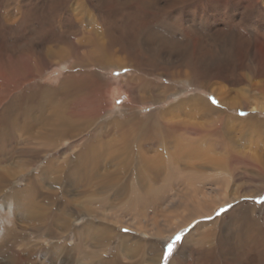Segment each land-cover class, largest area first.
<instances>
[{
  "label": "rangeland",
  "instance_id": "obj_1",
  "mask_svg": "<svg viewBox=\"0 0 264 264\" xmlns=\"http://www.w3.org/2000/svg\"><path fill=\"white\" fill-rule=\"evenodd\" d=\"M4 1L0 0V51L14 61L20 60L22 66L18 73L11 72L6 78L0 75V111L33 90L56 89L66 76H92L101 85L94 95L101 107L95 109L99 115L90 131L106 126L113 130L108 139L115 140L118 128L131 130L137 143L144 142L146 159L155 162L156 172L148 181L147 197L158 199V205L147 211L149 219L101 222L111 229L107 242L101 250L84 242L85 252L107 255L118 247L122 264H164L163 247L179 235L181 239L168 264H198L199 252H212L217 244L233 249L250 230H257L264 240V203L256 202L264 197V173L260 172L264 168V0H182L176 4L173 0H22V19L18 18L17 0L2 6ZM7 16H11L9 22L3 19ZM106 29L115 33L120 42L114 44L110 58L115 65L101 67L88 60V38L105 45ZM196 39L202 51L207 49L205 66L219 67L217 75L207 81L196 75L197 63L184 64L185 57L195 49ZM121 47L136 51L138 57L129 58ZM142 82L157 86L143 90L138 87ZM116 92L119 94L114 105ZM214 93L219 94L225 109L219 106ZM193 97H200L217 111L208 113L199 103L195 111L186 104ZM92 98L93 95L89 101L79 102L77 112L92 115ZM112 122H119V126L110 125ZM251 125L258 128L253 130ZM33 134H37L35 129ZM68 138L55 139V143H51L54 139L44 143L27 142L20 135L16 138L12 146L30 150L33 164L20 166L27 157L16 154L0 164V172L8 170L13 174L7 178L8 187L0 188L1 216L12 208L11 204H2V199L34 182L29 178L43 179L40 186H35L43 193L56 190L52 185L54 168L48 163L52 160L59 165L72 154L69 148L77 139L72 142ZM177 149L198 153L197 159L184 160L186 165L196 167H186L183 161L179 166L172 164V154ZM106 165L100 172L113 174L114 184L132 182L136 186L131 179L132 167L121 170V164ZM95 188L83 193L81 189H69L60 196L74 205L75 210L68 213L71 218H67L70 233H63L62 239L43 237L29 244L50 250L53 243L65 242V252L74 254L75 243L86 235L83 227L100 223L84 209L104 214L92 201L102 199L121 205L128 199L125 193L116 196V190L99 193ZM34 198L38 201L40 197ZM224 201L227 203L220 205ZM195 213L211 214L172 233ZM12 222L18 235L29 236L19 218L14 216ZM4 224L0 220V227ZM204 237L205 243L199 246L197 241ZM1 244L0 240V264H8L11 255L23 249L19 240L12 245ZM149 244L155 247L153 254L147 252ZM131 251L132 255L127 256ZM218 255L214 256L217 260ZM39 258L30 263L85 264L81 254L66 259L65 253L56 257L45 252Z\"/></svg>",
  "mask_w": 264,
  "mask_h": 264
},
{
  "label": "bare ground",
  "instance_id": "obj_2",
  "mask_svg": "<svg viewBox=\"0 0 264 264\" xmlns=\"http://www.w3.org/2000/svg\"><path fill=\"white\" fill-rule=\"evenodd\" d=\"M9 1L10 0H5L4 4L2 3V6L5 4L7 6V2ZM173 1L174 4H176L177 2L181 3L182 0ZM21 2L22 0H17V6H19L17 14L19 15V19H22L23 15H21ZM3 19L5 22H9L11 16H7ZM106 33L108 41L105 45H100L95 38H88V60L101 67L104 64L107 66L115 65L114 62L110 61V58L114 54V44L120 42L115 36V33H111V31L109 33L108 29H106ZM194 41L195 49L190 55L185 57L184 64L193 66L197 63L199 66H196L199 70L196 75L199 77V80L202 79L207 81L214 75H217L219 67L213 64H210V67L208 64L205 66V61H207V56H205L207 49L205 48L206 50L204 49L202 51L203 47L200 45V40L196 39ZM121 48L123 53L127 52L129 54V58L134 59L138 57L136 51L129 50L125 47ZM20 66H22L20 60L16 61L15 59L14 61L12 58H9L8 54L4 51H0L1 76L3 75L6 78L11 72L18 73ZM98 83L99 81H95V78H92V76L82 75V73L78 78L73 75L66 76L61 80L56 89L42 87L39 91L33 90L25 97H19L17 100L12 101L0 111V164L6 163V161L9 160L8 158L15 156V154L24 158L27 157L23 164H19L20 166L33 164V156L30 150H18L12 146L19 135L21 140L26 139L27 142H30V140H39L45 143L46 141L48 142L49 140L54 139L52 140L53 142H50L55 143L57 142L55 139L62 141L68 137H70L68 139H71L73 142V139H77L76 142L71 144L69 150L72 151V154L66 160L59 165L56 161L52 160L48 163V167L54 168L52 185L56 190L52 193H43L39 191L35 186H40L43 179H41L40 176H34L28 179L29 181L34 180V182H28L26 187L22 190L13 191L12 193L5 195L2 199V204H11L12 208L5 215H0V220L5 222V227H0L1 246L12 245L16 240H19L23 246V249L19 251L18 255H11L8 264H31L30 262L32 260L38 262L40 260L39 257L44 256L45 252L54 253L56 257L65 253L66 259H69L74 254H81L85 264H122L119 261L120 252L118 247H114L109 251V254L103 255V253L97 254L95 252H85L82 243H89L88 245H90L92 249L97 248L101 250L111 233V229L101 222H106L108 219L119 222V218H127L136 222H145L146 219H149L147 211L151 209L153 210L158 205V199L155 201V198L147 197L150 193V187L147 184L148 181L154 177L156 170H153V164L155 163L154 160L146 159L145 153L147 149H143L144 142L137 143V138L131 130L118 128L117 132H119V135L115 140L108 139V137L112 135L113 130L108 129L106 126L101 125L90 131L94 122H96L97 118L95 119V117L99 115L98 108L101 107L100 103L97 104V98H94L95 93L98 92V88L101 87ZM156 86V84L142 82L138 87L143 90H150V87L154 89ZM198 89L202 88L200 87ZM120 90L121 88L117 87V91L119 92ZM118 92H116L114 96V105L117 102L116 100H118L117 97L120 93ZM91 95H93L91 105L94 106L90 107L92 115L87 116L85 113L77 112V104L81 101H89ZM215 96L218 99L219 106L225 109V105L223 104L222 99H220L219 94H216ZM198 103L199 105L203 104L208 113L217 111L216 108L210 106L208 102L200 97H193L186 101V104L193 106V109ZM95 109L98 110L96 111ZM110 125L119 126V122H112ZM251 127L253 130L258 128L256 125H251ZM34 129L37 133L36 135L33 134ZM220 134L222 135V133ZM118 143H121L124 146L119 147ZM198 156V153H195V151L188 153L187 151L177 149L172 154V164L175 163L179 166L181 161H183V164L186 167L190 166V168L193 169L196 166H193L192 163L186 165L184 160L187 158L197 159ZM108 163L123 165L120 167L121 170L132 167L131 179L136 183V186L132 184V182H130L129 185L127 184L128 186L126 185L127 182L121 186L119 185L122 183L114 184L113 181L115 180H113V174L100 172ZM106 166L105 168H107ZM260 172L264 173V168H260ZM12 176L13 174L8 170L0 172V188L8 187L7 178ZM30 186L34 187L30 189ZM90 187H96L95 190L99 193L116 190V196L125 193L128 195V199L123 201L121 205H113L108 200L102 199H95L92 201V203L98 204L97 206L103 209L104 214L111 212L109 215H104L92 208L86 207L84 209L88 215L97 218L100 223L95 226L87 224L83 227V232H85L86 235L82 241L75 243L73 248L74 254L65 252V242L57 243V245H54L55 243H53L50 250L44 249L40 244H29V241L36 242L43 237H50L51 239H58L59 237V239H62L63 233H70L71 225L68 223L67 218H71L72 215L68 213L70 210H75L73 208L74 205L71 202L72 200H61L60 196H64L63 193L69 191V189L71 191L81 189L83 193L88 188L90 189ZM34 197L40 198L37 201ZM226 203L227 202L224 201V203H221L220 205ZM210 214L211 213L207 215H200L197 213L193 215L190 214V219L182 222L172 233L185 228L193 220L205 219ZM14 216L19 218L25 224L26 228H28L30 232L29 236L26 233L18 235L15 232L16 229L12 222ZM189 237H191V235L183 241V244L180 247L181 249L184 248ZM205 237L197 241L199 246H202L205 243ZM262 237V234L257 233V230H250L243 239L239 240L236 245H234L233 249L217 244V249L212 252H199V254H197L198 264H218V262L223 264H264V240ZM154 248L149 244L147 252L153 254ZM230 249H232V251L229 254L228 252ZM132 252L133 251L129 252L127 256H131ZM215 252L217 255L219 254L218 260L214 258L216 255ZM227 253L229 255H227ZM211 254H214V256ZM47 256L51 259L50 255ZM98 256L100 258L95 262V259H97ZM161 257L162 255H159V260ZM215 261H217V263H215ZM186 262L184 261L182 264H189L188 261Z\"/></svg>",
  "mask_w": 264,
  "mask_h": 264
},
{
  "label": "snow or ice",
  "instance_id": "obj_3",
  "mask_svg": "<svg viewBox=\"0 0 264 264\" xmlns=\"http://www.w3.org/2000/svg\"><path fill=\"white\" fill-rule=\"evenodd\" d=\"M214 104L216 103V101L213 99L212 101ZM257 203H264V197L258 199L256 201ZM126 231V230H125ZM181 239V237L178 235L175 237V240H173L171 243H167L166 247H163V259H164V264H168V261L170 259V257H172L174 251H175V247H176V243L179 242Z\"/></svg>",
  "mask_w": 264,
  "mask_h": 264
}]
</instances>
